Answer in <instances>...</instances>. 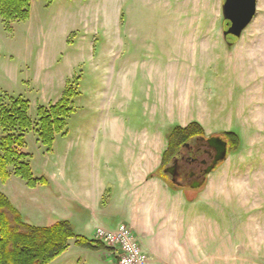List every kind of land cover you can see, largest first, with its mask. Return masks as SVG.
I'll return each mask as SVG.
<instances>
[{"label": "rangeland", "instance_id": "374dc122", "mask_svg": "<svg viewBox=\"0 0 264 264\" xmlns=\"http://www.w3.org/2000/svg\"><path fill=\"white\" fill-rule=\"evenodd\" d=\"M30 2L27 21L7 31L0 20V96L27 100L35 122L37 107L57 102L70 82L78 95L49 151L35 131L25 136L33 177L46 183L34 192L12 174L0 182L23 221H68L79 235L89 221L76 202L83 185L100 195V213L119 214L131 155L196 122L204 138L227 143L226 159L197 189L152 173L171 188L172 209L193 217L190 262L264 264V0L241 36L225 40L224 0ZM228 132L238 138L230 153ZM100 224L95 231H108ZM104 245L86 264H116Z\"/></svg>", "mask_w": 264, "mask_h": 264}, {"label": "trees", "instance_id": "16d2710c", "mask_svg": "<svg viewBox=\"0 0 264 264\" xmlns=\"http://www.w3.org/2000/svg\"><path fill=\"white\" fill-rule=\"evenodd\" d=\"M53 1L45 0L47 5ZM30 7V0H0V20L5 29L10 31L11 24L27 21ZM71 84L65 86L57 102L37 107L35 122L29 118L27 100L0 96L1 183H5L11 174L32 189L46 183L44 178L33 177L29 166L30 154L25 151V136L35 131L38 141L49 151L55 136L66 134L67 120L73 112L72 101L78 95ZM203 134L202 127L196 122L175 127L167 139L160 171L183 143ZM226 136L230 143L228 152L236 151L237 136L233 132L226 133ZM71 241L83 249L107 251L104 243L76 235L68 221H58L47 227L25 223L19 210L0 192V264H50L68 249Z\"/></svg>", "mask_w": 264, "mask_h": 264}, {"label": "crops", "instance_id": "0c3cea01", "mask_svg": "<svg viewBox=\"0 0 264 264\" xmlns=\"http://www.w3.org/2000/svg\"><path fill=\"white\" fill-rule=\"evenodd\" d=\"M164 145L160 142L153 143L148 149H140L141 154L131 155L129 163L127 162L129 168L126 179L121 177L119 182V188L124 190L125 196L119 214L100 213V195L87 196V186H82L85 189L78 194L76 202L80 209L89 213V221L82 223L79 236L93 234L91 240H96L92 225L99 226L103 221L109 225L104 228L108 231H114L120 224H124L131 228L151 264H191L195 240L193 217L186 211L177 212L172 209L174 198L171 188L161 176H152L153 172L160 170L167 141ZM96 176L99 177L98 172ZM53 178L57 179L58 176H52L51 180ZM63 180L66 181L64 176ZM59 181L62 182V179ZM94 187L100 188L101 192L107 184L98 181ZM30 190L35 192L36 188ZM110 205H113L112 202ZM95 253L73 244L50 264H86L91 260L99 261ZM109 256H112L111 251Z\"/></svg>", "mask_w": 264, "mask_h": 264}, {"label": "flooded vegetation", "instance_id": "af4514ba", "mask_svg": "<svg viewBox=\"0 0 264 264\" xmlns=\"http://www.w3.org/2000/svg\"><path fill=\"white\" fill-rule=\"evenodd\" d=\"M207 139L203 136L190 139L169 159L161 172L171 184L189 189L196 183H204L207 177L204 172L212 165L216 155L215 149L207 143ZM165 169L168 171L164 172Z\"/></svg>", "mask_w": 264, "mask_h": 264}, {"label": "water", "instance_id": "95a60500", "mask_svg": "<svg viewBox=\"0 0 264 264\" xmlns=\"http://www.w3.org/2000/svg\"><path fill=\"white\" fill-rule=\"evenodd\" d=\"M221 13L227 26L223 32L224 40L228 37L239 38L256 14V0H224ZM207 143L215 149L216 155L212 165L205 170V175H208L218 163L223 162L227 155V143L219 137H210ZM167 171L168 169L164 170ZM200 186V183H196L191 188L197 189Z\"/></svg>", "mask_w": 264, "mask_h": 264}, {"label": "built area", "instance_id": "2783aa9c", "mask_svg": "<svg viewBox=\"0 0 264 264\" xmlns=\"http://www.w3.org/2000/svg\"><path fill=\"white\" fill-rule=\"evenodd\" d=\"M95 239L113 249L116 264H150L133 233L124 224L115 232L96 229Z\"/></svg>", "mask_w": 264, "mask_h": 264}]
</instances>
